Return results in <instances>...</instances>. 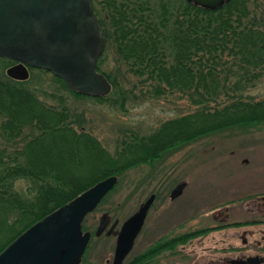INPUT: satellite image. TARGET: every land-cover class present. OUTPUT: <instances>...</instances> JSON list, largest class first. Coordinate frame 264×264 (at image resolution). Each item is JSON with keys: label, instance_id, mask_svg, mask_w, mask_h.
<instances>
[{"label": "trees", "instance_id": "obj_1", "mask_svg": "<svg viewBox=\"0 0 264 264\" xmlns=\"http://www.w3.org/2000/svg\"><path fill=\"white\" fill-rule=\"evenodd\" d=\"M97 2L101 7L97 9L92 0L93 11L106 43L114 42L127 69L152 80L153 95L168 90L184 93L194 110L163 120L149 133L120 139L111 153L93 134L77 130V119L61 95L59 106L48 105L22 85L24 80L4 74L0 77V250L30 224L107 175L151 162L214 131L264 120V96L254 98L249 93L264 77L263 0H226L216 9L189 0ZM0 60L12 59L0 56ZM30 67L50 72L69 92L85 95L50 70ZM105 75L112 85L110 92L92 97L124 108L126 92L115 94V78L106 71ZM209 229L159 238L121 264H147L161 251Z\"/></svg>", "mask_w": 264, "mask_h": 264}, {"label": "rangeland", "instance_id": "obj_2", "mask_svg": "<svg viewBox=\"0 0 264 264\" xmlns=\"http://www.w3.org/2000/svg\"><path fill=\"white\" fill-rule=\"evenodd\" d=\"M104 47L96 60L98 71L115 78V94L124 89V108L93 95L71 93L50 72L30 66L22 85L48 105L59 106L61 95L60 100L77 119V130L93 134L111 153L120 139L149 133L163 120L194 110L184 93L168 90L151 94L152 80L130 72L114 42L105 39ZM13 64V60H0V77L7 75L6 68ZM249 93L254 98L264 96V77ZM116 174L113 188L82 221V229L89 230L91 236L77 264H113L116 231L150 193L155 199L125 260L159 238L212 225L207 232L161 251L147 264H234L231 259L242 253H264V120L214 131ZM182 182L183 188L172 198L171 190ZM226 208L225 217L221 212ZM103 214L109 215V220L96 235ZM218 224L223 226H214Z\"/></svg>", "mask_w": 264, "mask_h": 264}, {"label": "water", "instance_id": "obj_3", "mask_svg": "<svg viewBox=\"0 0 264 264\" xmlns=\"http://www.w3.org/2000/svg\"><path fill=\"white\" fill-rule=\"evenodd\" d=\"M189 1L216 9L226 0ZM104 46V31L92 12L91 0H0V56L17 60L6 68L12 78L26 79L28 66L45 68L62 77L72 90L105 95L111 83L95 67ZM116 181V174L107 175L30 224L0 250V264L79 263L91 235L82 229V221ZM183 186L179 183L170 196H176ZM153 199L154 193H150L122 221L113 264H121L131 250ZM108 220L109 215L101 216L96 235ZM261 260L264 258L255 255L240 262Z\"/></svg>", "mask_w": 264, "mask_h": 264}, {"label": "flooded vegetation", "instance_id": "obj_4", "mask_svg": "<svg viewBox=\"0 0 264 264\" xmlns=\"http://www.w3.org/2000/svg\"><path fill=\"white\" fill-rule=\"evenodd\" d=\"M92 1V0H91ZM92 12H93V14H94V11H93V4H92ZM94 16L97 18V16L94 14ZM97 20H98V18H97ZM99 22V21H98ZM103 29V28H102ZM9 58V57H8ZM11 59V58H10ZM13 60V63H16L17 62V60H15V59H12ZM29 67V66H28ZM175 197V196H174ZM173 198V197H172ZM154 199H155V194H154ZM154 199H153V201H154ZM153 201H152V203H153ZM152 203H151V205H152ZM151 205H150V207H151ZM149 207V208H150ZM148 211H149V209H148ZM148 211H147V213H148ZM227 211H228V209L226 208V209H224V210H222V212H221V215L223 216H227L228 215V213H227ZM223 213V214H222ZM146 216H147V214H146ZM213 216V215H212ZM214 218H217V216L214 214V216H213ZM146 218V217H145ZM253 220V219H252ZM145 221V220H144ZM117 223V222H116ZM223 226L222 224H218V225H214V226ZM206 227H209V228H213V225L212 226H206ZM118 231V230H117ZM117 231H116V234H117ZM91 236V235H90ZM246 241V237H244L243 238V242H245ZM255 255H257L258 257H262V258H264V253H260V252H254V254L253 255H251V254H247V253H242V254H240V257H238V258H235V259H231V262L232 263H234V264H252V263H248V262H240V260H246L248 257H251V256H255ZM255 264H264V260H261V261H258V262H256Z\"/></svg>", "mask_w": 264, "mask_h": 264}]
</instances>
